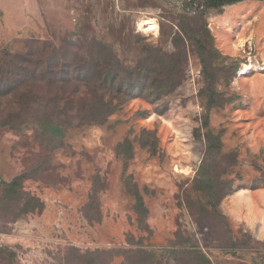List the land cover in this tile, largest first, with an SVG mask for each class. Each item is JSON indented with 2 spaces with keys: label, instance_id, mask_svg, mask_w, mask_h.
I'll return each instance as SVG.
<instances>
[{
  "label": "rangeland",
  "instance_id": "374dc122",
  "mask_svg": "<svg viewBox=\"0 0 264 264\" xmlns=\"http://www.w3.org/2000/svg\"><path fill=\"white\" fill-rule=\"evenodd\" d=\"M183 3L0 0V51L24 50L32 39L61 46L87 34L114 43L124 63L133 65L146 44L176 49ZM147 18L156 19L158 33L140 26ZM206 21L220 52L213 62L216 88L233 98L210 114V126L222 134L223 154H236V164L224 174L234 179L235 190L219 207L228 218L229 233L219 231L218 236L231 246L228 236L250 234L253 242H238L245 252L233 256L219 247L206 222L178 204L205 153L204 136L195 135L204 111L199 92L205 76L197 48L186 40V58L177 74L181 84L156 103L133 98L106 124L72 129L63 146L51 152L31 127L21 132L0 128V179L10 181L44 166L31 172L23 188L45 203L43 211L20 217L14 208L10 214L0 212V264H177L171 252L177 231L192 238L211 264H264L254 262L264 257V2L243 1L222 13L209 9ZM246 66L248 71L240 74ZM144 110L146 115L138 114ZM144 128L156 131L159 153L139 143ZM125 138L134 144L127 162L116 154ZM127 175L143 194L149 209L145 217L134 209L124 184ZM97 177L104 187L96 185L97 201L87 207ZM254 182L260 184L252 188ZM133 248L152 250L155 256Z\"/></svg>",
  "mask_w": 264,
  "mask_h": 264
},
{
  "label": "trees",
  "instance_id": "16d2710c",
  "mask_svg": "<svg viewBox=\"0 0 264 264\" xmlns=\"http://www.w3.org/2000/svg\"><path fill=\"white\" fill-rule=\"evenodd\" d=\"M243 1L248 0H184L177 24L179 32L174 33L176 49L170 52L163 47L146 44L139 50V57L133 65L124 63L114 43L87 34H80L81 40L72 38L61 46L49 40L32 39L24 50L3 48L0 51V128L21 132L31 127L35 139L50 152L54 151L63 146L69 131L106 124L109 117L131 99L142 97L156 103L174 91L181 84L177 74L186 58L183 46L186 40L190 41L197 48L205 76V85L199 92L204 101L201 128L195 131L197 137L203 135L205 138V153L178 204L206 222L219 247L238 256V242L241 240L247 246L254 239L248 233L236 237L237 242L233 236H228L229 246L222 244L218 236L219 231L229 233L228 218L219 207L223 199L235 190L234 179L224 174L236 164V154L232 151L223 154L222 134L210 126V114L233 98L225 97L216 88L213 62L220 57V52L214 46L206 15L209 9L222 13L224 7ZM159 112L164 113L165 109ZM147 113L144 110L138 114L144 116ZM137 139L153 154L159 153L160 141L155 130L144 128ZM116 154L129 161L134 154L133 141L125 138L119 142ZM42 169L44 166L33 168L31 172L37 174ZM31 172L23 171L10 181L0 179V212L10 214L14 208L18 210L16 217H20L43 211L44 201L23 188L24 181L32 176ZM124 184L134 198L136 213L147 216L149 209L137 183L127 175ZM259 184L254 182L251 186L256 188ZM96 185L104 187L99 177L93 185L87 207L97 201L99 189ZM171 248L177 264H211L203 249L180 231L176 232ZM246 249L240 251L245 252ZM133 250L150 258L155 256L152 250ZM254 262L264 263V257L259 255Z\"/></svg>",
  "mask_w": 264,
  "mask_h": 264
},
{
  "label": "bare ground",
  "instance_id": "6f19581e",
  "mask_svg": "<svg viewBox=\"0 0 264 264\" xmlns=\"http://www.w3.org/2000/svg\"><path fill=\"white\" fill-rule=\"evenodd\" d=\"M140 26L146 32H154L155 34L158 33V30H159V25L156 19L154 18H147V19L142 20L140 23ZM248 69H249V66H246L244 70H241L242 72L240 74H242L245 71H248Z\"/></svg>",
  "mask_w": 264,
  "mask_h": 264
}]
</instances>
